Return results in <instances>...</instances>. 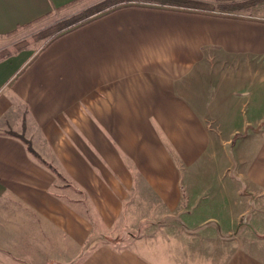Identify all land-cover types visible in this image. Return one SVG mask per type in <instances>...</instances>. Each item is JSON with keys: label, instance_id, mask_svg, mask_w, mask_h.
I'll list each match as a JSON object with an SVG mask.
<instances>
[{"label": "crops", "instance_id": "1", "mask_svg": "<svg viewBox=\"0 0 264 264\" xmlns=\"http://www.w3.org/2000/svg\"><path fill=\"white\" fill-rule=\"evenodd\" d=\"M81 1L0 0V264H264V18Z\"/></svg>", "mask_w": 264, "mask_h": 264}, {"label": "rangeland", "instance_id": "2", "mask_svg": "<svg viewBox=\"0 0 264 264\" xmlns=\"http://www.w3.org/2000/svg\"><path fill=\"white\" fill-rule=\"evenodd\" d=\"M215 2L213 4H210ZM201 6H199V5ZM216 6H215V5ZM128 5H153V6H190V7H197L200 8L199 11H207V12H214L216 13H224L228 12L233 15H240V14H249L252 16H258L264 18V0H212L205 2H201L199 0H82L81 2L59 12L58 14L54 15L52 19H49L50 26L39 35L34 38V41H41L47 42L50 40V37H55L56 35L64 34L68 31H71L90 20L106 14L110 11L116 10L123 6ZM226 7H230L226 9ZM172 8V7H171ZM89 13V15H87ZM24 44L29 45L26 42H20L17 45L23 46ZM25 46V45H24ZM8 54V51H1L0 57L5 56ZM256 103L264 104L260 102V99L256 97ZM252 100V99H251ZM251 100L243 98L241 95L237 102L233 101V104H238V106H244V104H250ZM254 101V100H253ZM255 103V102H254ZM264 126V125H263ZM246 133V138L251 133H258L264 134V127L260 126L256 129L248 127L241 135ZM245 136V135H244ZM236 140H233L229 143H219V150L221 151V161L223 165L230 164L234 162L237 165L236 161L238 160V153L237 147L235 146ZM226 147V150H225ZM229 155L231 158V162L227 161V156ZM133 234L138 235L140 231L133 232ZM119 239V240H118ZM118 239H104L105 242L116 243L123 239V237H119ZM103 240V239H102Z\"/></svg>", "mask_w": 264, "mask_h": 264}, {"label": "trees", "instance_id": "3", "mask_svg": "<svg viewBox=\"0 0 264 264\" xmlns=\"http://www.w3.org/2000/svg\"><path fill=\"white\" fill-rule=\"evenodd\" d=\"M174 1V0H173ZM176 1V0H175ZM197 5H199V4H197ZM199 6H201V5H199ZM230 7H226V9H229ZM87 15H89V13L87 14ZM86 23H88V22H86ZM29 149H30V151L31 152H33V150H32V148L31 147H29ZM37 157H38V155H36Z\"/></svg>", "mask_w": 264, "mask_h": 264}]
</instances>
